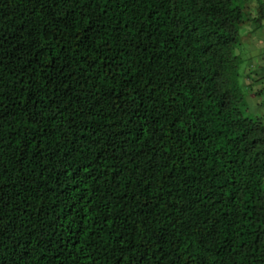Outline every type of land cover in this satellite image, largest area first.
<instances>
[{
	"label": "trees",
	"instance_id": "trees-1",
	"mask_svg": "<svg viewBox=\"0 0 264 264\" xmlns=\"http://www.w3.org/2000/svg\"><path fill=\"white\" fill-rule=\"evenodd\" d=\"M245 20L264 0H0V264H264Z\"/></svg>",
	"mask_w": 264,
	"mask_h": 264
},
{
	"label": "rangeland",
	"instance_id": "rangeland-1",
	"mask_svg": "<svg viewBox=\"0 0 264 264\" xmlns=\"http://www.w3.org/2000/svg\"><path fill=\"white\" fill-rule=\"evenodd\" d=\"M249 8L251 12H253V7L254 3L251 1L249 4ZM247 10V8H246ZM239 49H240V54L243 55V66L250 67L252 69V72H255V67H254V61H258V65L261 63H264V58H263V53H264V27H257L253 28L252 25L248 20H245L242 22L240 25V30H239ZM257 68V67H256ZM249 74V76L251 75ZM247 78V77H246ZM248 79V78H247ZM246 79V80H247ZM263 82V81H261ZM261 82H255L254 85L255 87H259L261 85ZM254 87V90H255ZM260 98L263 100L264 98V92L262 95L260 94ZM259 100L258 98L253 100V98H250L249 101L250 103L248 104V112L252 115H260L261 113L264 112V101H260V103L257 101ZM258 102V104H257Z\"/></svg>",
	"mask_w": 264,
	"mask_h": 264
},
{
	"label": "crops",
	"instance_id": "crops-1",
	"mask_svg": "<svg viewBox=\"0 0 264 264\" xmlns=\"http://www.w3.org/2000/svg\"><path fill=\"white\" fill-rule=\"evenodd\" d=\"M253 64H254V66H255V65H257V64H258V61H257V60H256V61H254V63H253ZM257 68H258V67H257Z\"/></svg>",
	"mask_w": 264,
	"mask_h": 264
}]
</instances>
